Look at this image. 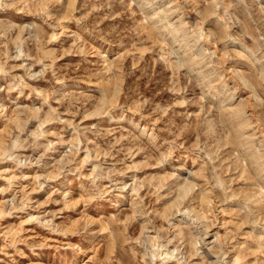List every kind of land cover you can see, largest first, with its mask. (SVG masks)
<instances>
[{
  "label": "rangeland",
  "instance_id": "obj_1",
  "mask_svg": "<svg viewBox=\"0 0 264 264\" xmlns=\"http://www.w3.org/2000/svg\"><path fill=\"white\" fill-rule=\"evenodd\" d=\"M0 264H264V0H0Z\"/></svg>",
  "mask_w": 264,
  "mask_h": 264
}]
</instances>
